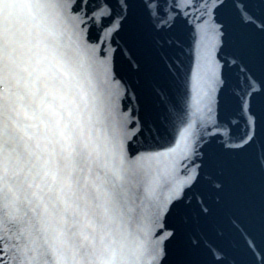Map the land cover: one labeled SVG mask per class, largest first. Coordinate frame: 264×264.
I'll list each match as a JSON object with an SVG mask.
<instances>
[{
    "label": "snow or ice",
    "instance_id": "6c2138e0",
    "mask_svg": "<svg viewBox=\"0 0 264 264\" xmlns=\"http://www.w3.org/2000/svg\"><path fill=\"white\" fill-rule=\"evenodd\" d=\"M201 11L205 23L185 69L184 41L169 36L187 15L178 0H0V264H264V0H203ZM99 18L112 38L127 31L132 42L146 19L167 45L168 73L177 86L182 74L185 86L179 100L161 93L177 126L207 70L218 131L191 149L194 172L162 203L145 204L165 155L161 127L137 108L115 135L99 127L104 109L82 53L85 27ZM121 50L139 71L132 48ZM106 72L115 80L114 67ZM236 111L246 125L238 143L228 127ZM244 186L259 197L258 233L228 223L217 238L226 216L251 212L237 196ZM190 216L195 226L181 223Z\"/></svg>",
    "mask_w": 264,
    "mask_h": 264
},
{
    "label": "water",
    "instance_id": "95a60500",
    "mask_svg": "<svg viewBox=\"0 0 264 264\" xmlns=\"http://www.w3.org/2000/svg\"><path fill=\"white\" fill-rule=\"evenodd\" d=\"M178 2L187 15L181 16L178 30L173 33L180 34L194 40L195 37L201 35V29L205 23L202 19L203 13L201 11L203 8V0H178ZM139 21L150 25L146 19H140ZM233 24L238 31L244 30L238 18H233ZM248 30L252 31V29ZM258 54L259 53L257 52L256 55ZM232 72L236 77L240 75L239 70L236 68H233ZM239 81L243 85L242 78Z\"/></svg>",
    "mask_w": 264,
    "mask_h": 264
}]
</instances>
